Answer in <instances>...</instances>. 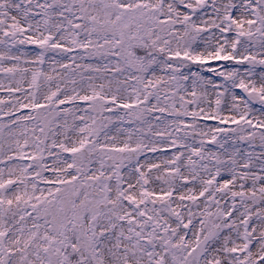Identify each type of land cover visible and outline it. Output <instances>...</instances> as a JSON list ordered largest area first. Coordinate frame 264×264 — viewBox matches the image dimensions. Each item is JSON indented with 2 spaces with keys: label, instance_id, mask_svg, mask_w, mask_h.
Segmentation results:
<instances>
[{
  "label": "rangeland",
  "instance_id": "rangeland-1",
  "mask_svg": "<svg viewBox=\"0 0 264 264\" xmlns=\"http://www.w3.org/2000/svg\"><path fill=\"white\" fill-rule=\"evenodd\" d=\"M143 12L167 30L146 35L147 71L122 48ZM252 164L264 185V0H0V264H202L213 247L210 264H264L256 182L236 184Z\"/></svg>",
  "mask_w": 264,
  "mask_h": 264
},
{
  "label": "bare ground",
  "instance_id": "bare-ground-1",
  "mask_svg": "<svg viewBox=\"0 0 264 264\" xmlns=\"http://www.w3.org/2000/svg\"><path fill=\"white\" fill-rule=\"evenodd\" d=\"M236 165H237V163H236ZM218 170H219L218 172H220V167H219ZM48 172H50V171L48 170ZM242 177L244 179H246L247 181L244 182V183H240L239 181H237L236 184L240 188H244V189L249 188L250 187L249 182L251 180H254L256 182V185L253 187V192H250L249 194H246L243 197V202H247L248 201L247 198L253 200V202L251 204H249L247 206H243V208L246 210V212L248 214L246 224H247V227L249 228L250 227L249 225L251 224V221L253 220L252 212L255 211V210H260L261 212L264 213V185H262L261 177L257 173H255V169H254V165L253 164L247 170H245V172L242 175ZM204 181L211 189L210 195H216L217 192H218L219 187L221 185L224 186L222 181L218 178L217 175H215V173H214V171H212V169L204 177ZM224 183H227V181H225ZM224 192L227 193V195H228L229 193H231V190H230V188H228V189L224 188ZM161 194H163V193H161ZM179 195L182 196L183 193L180 192V193H178V196ZM196 195L198 196V198L204 199V198H206L208 196V192H206V191H202L201 192L200 189H196ZM229 218H230V216L227 215L226 218H223V220L224 219H229ZM234 227H236V226H234ZM190 228H191V225H188V229H190ZM196 231L197 230H195L194 233ZM246 235H247V238L249 239V241H253L254 237L249 231H247ZM193 239L194 238L192 237V234L188 233L181 240L182 247L184 249H187L189 247V245L193 242ZM225 241L231 242L232 239H231V237H227V239H225ZM215 251H216V248L213 247L210 258L203 259L201 261L202 264H210L211 260H213V263H215L216 262V260L214 259L215 258ZM249 258H251V256ZM245 264H252V263L250 261H245Z\"/></svg>",
  "mask_w": 264,
  "mask_h": 264
},
{
  "label": "trees",
  "instance_id": "trees-1",
  "mask_svg": "<svg viewBox=\"0 0 264 264\" xmlns=\"http://www.w3.org/2000/svg\"><path fill=\"white\" fill-rule=\"evenodd\" d=\"M143 15L145 19L142 24L140 23L141 26L138 29L137 34L134 38L124 39L122 48L126 53H128L132 57V60L134 62H138V66L142 70L147 71L152 65H158L155 60V55H158L160 52L158 50L157 44L151 43L146 35L149 31H156L158 33V38L166 37L167 30H164L166 23H161V18H159L158 15H155V13L146 14L145 12H143ZM132 16L133 14L131 15V17L127 15L125 19L132 20L131 18H133V20H135V17ZM164 40H166V38H164ZM105 60L107 61L106 58ZM180 62H185L187 64L184 67L186 71L188 69H191L192 66H194L189 61L180 60ZM70 262L79 263L76 254H74ZM82 263L92 264L91 257L85 256V259Z\"/></svg>",
  "mask_w": 264,
  "mask_h": 264
},
{
  "label": "water",
  "instance_id": "water-1",
  "mask_svg": "<svg viewBox=\"0 0 264 264\" xmlns=\"http://www.w3.org/2000/svg\"><path fill=\"white\" fill-rule=\"evenodd\" d=\"M214 232L210 233L201 243L197 245V248L194 251V255L199 258L203 252L206 244L212 239Z\"/></svg>",
  "mask_w": 264,
  "mask_h": 264
}]
</instances>
